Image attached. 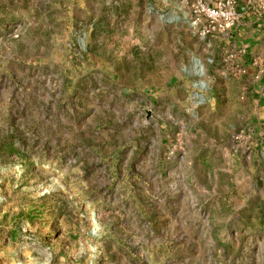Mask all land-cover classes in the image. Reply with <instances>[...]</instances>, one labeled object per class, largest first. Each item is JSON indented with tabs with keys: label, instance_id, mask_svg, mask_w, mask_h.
<instances>
[{
	"label": "rangeland",
	"instance_id": "1",
	"mask_svg": "<svg viewBox=\"0 0 264 264\" xmlns=\"http://www.w3.org/2000/svg\"><path fill=\"white\" fill-rule=\"evenodd\" d=\"M190 17L0 0V264H264V101Z\"/></svg>",
	"mask_w": 264,
	"mask_h": 264
},
{
	"label": "crops",
	"instance_id": "2",
	"mask_svg": "<svg viewBox=\"0 0 264 264\" xmlns=\"http://www.w3.org/2000/svg\"><path fill=\"white\" fill-rule=\"evenodd\" d=\"M244 0H238L240 21L221 38L212 39L219 51L217 63H224L230 55L234 56L231 65L241 68L243 76L254 80V91L258 105L264 101V18L254 11L245 12ZM220 60V61H219ZM256 88V89H255ZM261 109V108H260Z\"/></svg>",
	"mask_w": 264,
	"mask_h": 264
},
{
	"label": "built area",
	"instance_id": "3",
	"mask_svg": "<svg viewBox=\"0 0 264 264\" xmlns=\"http://www.w3.org/2000/svg\"><path fill=\"white\" fill-rule=\"evenodd\" d=\"M182 5H188L191 9V17L186 22L193 29H197L202 38L215 34L226 35L231 31L240 19L237 0H180ZM247 11H254L260 18H264V0H244ZM164 18V16H161ZM169 21V19H166ZM212 64V60H206ZM238 73L244 71L236 69ZM193 73L196 80L192 84V101L195 106H202L206 102V91L208 83L205 81L206 73L204 63L194 59L189 72Z\"/></svg>",
	"mask_w": 264,
	"mask_h": 264
}]
</instances>
